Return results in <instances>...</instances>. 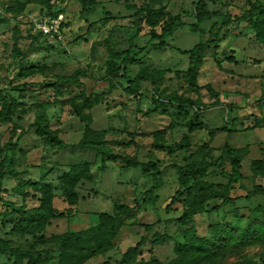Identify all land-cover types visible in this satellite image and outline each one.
I'll use <instances>...</instances> for the list:
<instances>
[{
  "label": "rangeland",
  "instance_id": "obj_1",
  "mask_svg": "<svg viewBox=\"0 0 264 264\" xmlns=\"http://www.w3.org/2000/svg\"><path fill=\"white\" fill-rule=\"evenodd\" d=\"M197 1L96 0L94 10L88 13L81 10L78 0H0V18L8 19L0 23V100L9 94L20 101L12 119L26 130L12 150L3 152L5 164L16 169L17 175L5 174L1 178L0 194L7 201L31 207L38 204L39 194L29 183L40 179L51 181L53 206L69 211L50 220L44 228L48 241L37 244L30 235L10 232L8 219L15 214L7 213V206L0 203V240L21 248L49 249L52 253L57 247V235L97 223L98 212H112V204L120 202L132 208L123 215L125 224L107 251L83 264H132L150 257L162 262L173 260L178 255L175 246L182 241L184 228L176 221L183 210L182 203L176 201L169 210L165 209L178 188V172L173 164H184L186 156L193 152L196 159L211 163L207 180L226 183L229 161L220 158L212 165L226 142L233 147H245L247 156L240 161L244 177L234 182L227 193L236 197L233 202L217 206L220 199L210 200L203 212L194 215L196 233L205 235L208 224L216 220L225 219L241 227L249 217L261 219L254 207L264 206V194L248 199L243 196L256 184L264 187V177L252 174L248 167L250 160L262 157L264 150V45L256 39L249 24L233 21L228 25L232 33L219 43L217 55L216 49L206 50L197 77L201 87L191 89L185 76L189 57L183 51L204 40L209 25L216 19L213 16L198 23ZM204 1L206 10H219L233 17L249 8L253 0ZM148 3L152 7L165 4L170 13L181 14L184 25L165 40L167 45L147 44L152 30L144 21H137V14ZM53 11L63 13L65 25L60 38L49 39L39 33L36 22ZM132 35L135 46L131 51L143 47L137 52L141 59L127 63L124 77L115 78L118 86L82 112L89 115V126L100 133L101 141H95L98 146L133 155L141 162L150 160L162 170L161 186L154 192L157 198L151 202H141L151 176L140 166L106 160L101 167L97 152L73 146L83 136L86 120L80 119L72 105L81 104L82 88L86 94L108 89L106 62L114 52L125 55ZM30 66L35 72L25 75L18 72L19 68ZM76 69L82 70L78 77L80 84L59 82V76H69ZM168 93L197 99L203 106L197 110L196 106H184L187 111L184 114L168 102V113L160 112L162 107L149 113L148 109L155 105L154 98L164 99ZM194 111L198 113L196 120ZM37 114L46 116L49 125L58 129L64 142L62 147L49 144L35 133L31 123ZM194 120L200 122L201 129L188 131L187 124ZM9 126L0 121V147L7 139ZM186 133L189 145L181 147L180 138ZM83 162L89 164L91 178L76 183L77 201L69 204L58 181L63 172ZM162 236L164 239L159 240ZM140 238L142 242L132 255L127 247ZM55 261L54 252L46 264ZM239 263L264 264V244L248 245L242 252L219 254L196 264ZM0 264L29 263L26 258L0 253Z\"/></svg>",
  "mask_w": 264,
  "mask_h": 264
},
{
  "label": "trees",
  "instance_id": "obj_2",
  "mask_svg": "<svg viewBox=\"0 0 264 264\" xmlns=\"http://www.w3.org/2000/svg\"><path fill=\"white\" fill-rule=\"evenodd\" d=\"M81 10L91 12L94 10L96 0H78ZM57 12H48L47 14L55 15ZM195 15L197 22L210 20L213 16L216 19L211 22L207 31L208 36L204 40L195 43L190 49L183 52L188 54L189 62L185 72V76L189 86L193 90L201 87L197 83V77L200 68L203 64L205 52L208 48L214 50L215 56L218 51L219 43L225 40L232 31L228 25L235 22L245 21L250 25L255 33L256 39L264 45V3L259 0H253L249 8L242 11L239 15L231 17L228 14H223L219 10H206L204 0H198L195 6ZM7 18H0V23L7 22ZM137 21H144L149 28L150 38L147 44H156L158 46L167 45L168 39L176 28L184 25L181 19V14H172L166 9L165 4H159L157 7H152L151 4H146L139 9ZM62 25L65 23L63 21ZM158 27L159 31L154 28ZM198 30V28H194ZM40 33V32H39ZM135 35L130 36L129 45L122 57L121 52L112 53L106 62V79L108 89L104 92L85 93L84 88L80 92V105H72L75 113L81 120H86L84 125V133L81 139L74 143L73 146L78 148H89L97 152L101 156V167L106 160L121 161L125 166L137 167L140 166L145 172L151 176L150 186L143 191L141 202L154 201L157 196L155 190L161 186L160 174L162 172L152 161L141 162L135 156L113 152L112 150L98 146L95 141L100 142V133L94 131L89 126V115L82 112L83 108H90L95 103L103 100L105 94L118 86L116 77H124L125 66L127 63L138 62L141 57L137 56V52H132L133 39ZM230 59V57H227ZM119 59V63H115ZM216 62L220 60L215 58ZM18 72L21 75L35 72L34 67L27 69L21 67ZM82 74L81 69H76L69 76H59L58 80L62 83L80 84L79 75ZM204 86L211 90L208 84ZM214 93V92H213ZM215 94V93H214ZM155 105L148 109L149 113L157 112L159 107L160 112L168 113L167 103L175 104L178 112L187 114L186 107L196 106V110L202 107V103L197 99L190 97L168 93L164 99L154 98ZM20 105V101L12 95L6 94L0 100V121L9 123L8 136L4 144L0 147V190L1 178L5 174L16 176L17 171L13 167H7L4 162L3 152L12 150L20 137L25 133V129L16 124L12 115ZM194 119L198 117L197 111L193 112ZM189 122L187 124L188 131L196 128L201 129L200 122ZM34 126L35 133L45 139L49 144L57 147L64 145L63 140L58 135V129L52 128L49 125L48 119L43 114H37L31 123ZM222 129V128H221ZM212 129L211 132H214ZM156 134L160 131H155ZM180 146L187 147L189 145L188 134H184L180 138ZM246 152L245 147H233L227 142L221 148L220 156L212 163L215 165L220 158H226L230 165V175L226 183L213 182L206 179L210 171L208 167L211 163L202 158L196 159L193 152L186 156L184 164H173L178 172V188L171 196L170 201L165 205V209L169 210L171 206L180 201L183 205L181 214L176 218L180 227H184L181 231L182 241L175 246L178 255L168 262H162L155 257H150L147 260L139 259L132 264H196L200 260L214 259L219 254L239 253L252 244H264V206L256 205L255 210L261 214V219L257 217H249L247 223L243 226L232 225L228 220H216L208 224L207 233L198 235L196 233L194 215L201 213L206 209L210 200L220 199L217 206H224L229 202H233L236 197L228 196V191L233 188V183L240 181L244 176L240 171V161ZM249 168L254 175L264 176V159L253 158L250 160ZM91 173L87 162L80 163L68 171L61 174L58 185L64 196V199L69 204H75L77 201V193L75 185L80 179H90ZM32 189L39 194L38 204L25 207L23 204H15L5 200L0 194V203L7 206V213L15 214V217L8 219L10 223V232L22 235H30L37 244H44L48 239L44 235V228L53 218L65 216L68 210H57L53 204L54 185L51 181L36 180L29 183ZM256 194H264V187L256 184L250 189L243 198H250ZM183 196V197H182ZM182 197V198H181ZM217 206L214 207L217 209ZM219 209V208H218ZM132 208L120 202L112 204V212L100 211L96 214L97 223L79 230H67L60 233L56 237L57 247L55 249L56 261L53 264H83L88 259L99 253L107 251L114 240V237L125 224L123 215L129 214ZM236 215V213H233ZM164 239L160 237L159 240ZM142 240L139 239L135 245L127 247L128 252L136 251ZM52 252V253H54ZM230 252V253H228ZM0 253H9L17 259L26 258L29 264H46L48 256L52 255L49 249H34L21 248L8 244L6 241L0 240ZM131 257V254L130 256ZM240 264V263H239Z\"/></svg>",
  "mask_w": 264,
  "mask_h": 264
},
{
  "label": "built area",
  "instance_id": "obj_3",
  "mask_svg": "<svg viewBox=\"0 0 264 264\" xmlns=\"http://www.w3.org/2000/svg\"><path fill=\"white\" fill-rule=\"evenodd\" d=\"M64 15L58 12L55 15L47 14L36 22L39 32L49 39H56L62 36Z\"/></svg>",
  "mask_w": 264,
  "mask_h": 264
},
{
  "label": "crops",
  "instance_id": "obj_4",
  "mask_svg": "<svg viewBox=\"0 0 264 264\" xmlns=\"http://www.w3.org/2000/svg\"><path fill=\"white\" fill-rule=\"evenodd\" d=\"M245 156H247V155H245L244 154V156L241 158V159H245L246 157ZM255 158H263L264 159V150H263V154H262V157H255ZM253 159V158H252ZM250 163V162H249ZM249 167V166H248ZM249 170H250V168H249ZM250 172H251V170H250ZM252 173V172H251ZM244 176V175H243ZM264 177V176H263Z\"/></svg>",
  "mask_w": 264,
  "mask_h": 264
}]
</instances>
